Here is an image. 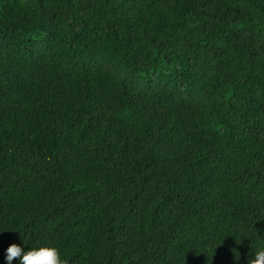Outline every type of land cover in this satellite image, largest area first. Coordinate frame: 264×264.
Segmentation results:
<instances>
[{
    "label": "trees",
    "instance_id": "1",
    "mask_svg": "<svg viewBox=\"0 0 264 264\" xmlns=\"http://www.w3.org/2000/svg\"><path fill=\"white\" fill-rule=\"evenodd\" d=\"M0 231V264L13 243L64 264H247L264 0H0Z\"/></svg>",
    "mask_w": 264,
    "mask_h": 264
},
{
    "label": "clouds",
    "instance_id": "2",
    "mask_svg": "<svg viewBox=\"0 0 264 264\" xmlns=\"http://www.w3.org/2000/svg\"><path fill=\"white\" fill-rule=\"evenodd\" d=\"M14 258L16 264H64L58 248L50 244L28 247L27 250L15 243L9 244L4 249L3 264H12ZM247 264H264V246L251 252Z\"/></svg>",
    "mask_w": 264,
    "mask_h": 264
}]
</instances>
